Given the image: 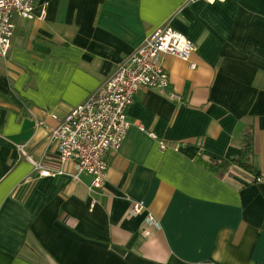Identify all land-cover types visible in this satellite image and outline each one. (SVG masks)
<instances>
[{"label": "crops", "instance_id": "0c3cea01", "mask_svg": "<svg viewBox=\"0 0 264 264\" xmlns=\"http://www.w3.org/2000/svg\"><path fill=\"white\" fill-rule=\"evenodd\" d=\"M34 14L14 18L0 58V264H264V182L213 165L239 159L251 133L264 176V0H40ZM167 22L195 43V68L163 57L170 88L135 96L104 190L86 173L39 177L21 148L57 164L52 116ZM161 141L181 148L162 152ZM133 201L160 227L147 212L130 217Z\"/></svg>", "mask_w": 264, "mask_h": 264}, {"label": "built area", "instance_id": "2783aa9c", "mask_svg": "<svg viewBox=\"0 0 264 264\" xmlns=\"http://www.w3.org/2000/svg\"><path fill=\"white\" fill-rule=\"evenodd\" d=\"M40 0H0V58L6 59L12 47L16 25L15 17L24 20L35 18V9ZM47 4L43 6L39 18L46 17ZM197 51L195 43L175 30L170 22L156 28L145 42L126 60L120 63L113 74L93 91L88 98L73 108L65 117H52L56 126L50 130V141L56 145L58 162L49 165L47 161H35L21 151L27 161L34 166V171L42 178H57L68 175L80 181V175L86 173L93 178L91 190H104L109 170L106 154L118 152L128 135L131 123L127 120V110L141 89L151 88L167 91L170 77L162 62L164 56H173L191 63ZM172 100L180 101V96L169 93ZM41 122L39 125H42ZM162 152L172 149L179 151L181 144H169L161 141ZM73 164L74 172L66 166ZM264 182L259 176L256 184ZM96 204L93 201L92 206ZM148 213L142 201H133L129 210L130 217ZM146 224L160 227L158 220L147 214Z\"/></svg>", "mask_w": 264, "mask_h": 264}, {"label": "trees", "instance_id": "16d2710c", "mask_svg": "<svg viewBox=\"0 0 264 264\" xmlns=\"http://www.w3.org/2000/svg\"><path fill=\"white\" fill-rule=\"evenodd\" d=\"M253 153V136L248 133L244 139V148L242 156L239 159L217 161L213 160V165L219 168L220 173L228 176L232 170L236 172H242L243 175H249V184H255L258 179V171L254 168L250 162Z\"/></svg>", "mask_w": 264, "mask_h": 264}]
</instances>
